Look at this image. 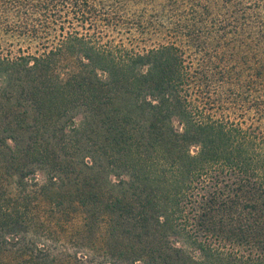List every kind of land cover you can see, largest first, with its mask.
Segmentation results:
<instances>
[{
  "label": "trees",
  "instance_id": "trees-1",
  "mask_svg": "<svg viewBox=\"0 0 264 264\" xmlns=\"http://www.w3.org/2000/svg\"><path fill=\"white\" fill-rule=\"evenodd\" d=\"M77 211L97 264H264V0H0V264Z\"/></svg>",
  "mask_w": 264,
  "mask_h": 264
},
{
  "label": "rangeland",
  "instance_id": "rangeland-1",
  "mask_svg": "<svg viewBox=\"0 0 264 264\" xmlns=\"http://www.w3.org/2000/svg\"><path fill=\"white\" fill-rule=\"evenodd\" d=\"M120 7L121 9L117 14V17L120 16L119 18H122L121 16L123 14L126 16L124 17L127 20L132 21L134 18L133 17L134 10L136 11L137 7L131 5V3H126L124 5L123 12H122V6ZM99 15L100 13L97 12V14L95 15L94 24L95 25L98 24L100 26L101 22H99L100 21ZM99 28L98 30L103 31V36L100 38V41H103V43H106L107 41L112 46L123 44L127 48H133V49L135 48L136 50L137 49L142 50L143 48L151 47L155 42L154 37L150 38L147 35H145L146 40H141L140 34H138L134 29L127 31L126 27H122L119 25L116 26V28L113 26H108L107 28H102V29ZM88 34L93 35L94 30L91 29ZM1 44H2V48H4V52H5L4 54L7 53V51L5 50H10L11 52L10 55L18 54L19 53L18 49L19 48L24 49L26 46L24 42L11 40L7 38V36H4V40L1 42ZM116 106L117 107L126 106V108L133 107L129 99L126 101H124L123 99L117 100ZM80 117L81 116L78 115L76 118H80ZM98 208L99 207H96L95 210H97ZM99 210L100 209H98V211ZM82 218L83 216L81 214L79 215L78 211L76 213L73 212V214L71 215V219L68 220L67 223H65L64 226L65 232L60 236V239H58L57 242L55 243L58 246H61V254L63 255L62 260L67 261L68 262L67 264H97L99 262H103V258H102L103 250L100 249V247L96 244L95 240L91 236L89 237L88 235L86 236L84 235L85 237H83L82 239H80L81 238L80 237L79 243L74 240L68 239V237L74 232V230L82 224V223L80 224ZM98 238L97 241H99ZM92 245L96 248L95 255H92L91 253L88 252L89 250L88 247ZM1 254L3 253H1L0 251V255ZM92 259L95 260V263H91ZM104 264H108V263H104Z\"/></svg>",
  "mask_w": 264,
  "mask_h": 264
}]
</instances>
